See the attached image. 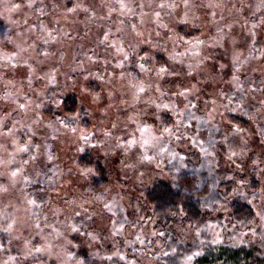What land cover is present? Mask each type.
Returning <instances> with one entry per match:
<instances>
[{
  "label": "rangeland",
  "instance_id": "rangeland-1",
  "mask_svg": "<svg viewBox=\"0 0 264 264\" xmlns=\"http://www.w3.org/2000/svg\"><path fill=\"white\" fill-rule=\"evenodd\" d=\"M159 182L200 224L157 222ZM263 186L264 0H0V264L264 253Z\"/></svg>",
  "mask_w": 264,
  "mask_h": 264
},
{
  "label": "trees",
  "instance_id": "trees-1",
  "mask_svg": "<svg viewBox=\"0 0 264 264\" xmlns=\"http://www.w3.org/2000/svg\"><path fill=\"white\" fill-rule=\"evenodd\" d=\"M237 123H240V121H237ZM146 200L152 208L157 222L161 225L175 223L180 220L198 225L206 217V212H202L196 202L182 198L180 193L173 191L166 182L154 183L146 193ZM229 211L230 218L239 231L246 230L253 223L254 213L249 205L234 202L229 207ZM200 253L193 258L190 264H264V253L258 250L256 246L240 247L236 245L225 247L217 245ZM175 264L184 263L179 260Z\"/></svg>",
  "mask_w": 264,
  "mask_h": 264
},
{
  "label": "snow or ice",
  "instance_id": "snow-or-ice-1",
  "mask_svg": "<svg viewBox=\"0 0 264 264\" xmlns=\"http://www.w3.org/2000/svg\"><path fill=\"white\" fill-rule=\"evenodd\" d=\"M186 3H187V0H186ZM163 7V5H161ZM15 7H19V5H16ZM29 7H31V4H29ZM71 11V9H70ZM107 35V34H106ZM161 72H164L165 69L161 68L160 69ZM144 89L141 88L140 91H143ZM183 94V93H182ZM21 107H23V105H21ZM20 151H25L26 149L25 148H21L19 149ZM232 155H236V153H232ZM85 171H90L89 169H86ZM13 175H15V173H13ZM29 203H34V201H29ZM73 231H76V229H73ZM37 251H39L40 249H36Z\"/></svg>",
  "mask_w": 264,
  "mask_h": 264
}]
</instances>
